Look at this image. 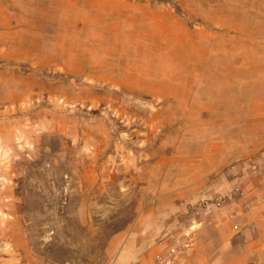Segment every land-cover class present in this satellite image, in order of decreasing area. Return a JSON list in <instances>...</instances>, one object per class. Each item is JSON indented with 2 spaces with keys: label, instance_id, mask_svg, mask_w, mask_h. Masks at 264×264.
<instances>
[{
  "label": "rangeland",
  "instance_id": "1",
  "mask_svg": "<svg viewBox=\"0 0 264 264\" xmlns=\"http://www.w3.org/2000/svg\"><path fill=\"white\" fill-rule=\"evenodd\" d=\"M0 264H264V0H0Z\"/></svg>",
  "mask_w": 264,
  "mask_h": 264
},
{
  "label": "bare ground",
  "instance_id": "2",
  "mask_svg": "<svg viewBox=\"0 0 264 264\" xmlns=\"http://www.w3.org/2000/svg\"><path fill=\"white\" fill-rule=\"evenodd\" d=\"M74 7H75V6H74ZM67 10H68V9H67ZM31 31H32V30H31ZM56 32H57V31H56ZM30 33H31V32H30ZM80 34H81V33H80ZM30 35H31V34H30ZM40 38H41V37H40ZM32 40H34V39H32ZM32 40H31V41H32ZM11 47H12V46H11ZM58 49H61V48H58ZM10 50H11V49H10ZM65 52H67V51H65ZM76 52H77V50H76ZM54 54H55V53H54ZM59 56H61V55H59ZM65 57H66V56H65ZM65 59H66V58H65ZM49 60H50V59H49ZM53 62H54V61H53ZM101 71H102V70H101ZM106 73H107V72H106ZM106 73H105V74H106ZM108 74H109V73H108ZM122 77H123V75H122Z\"/></svg>",
  "mask_w": 264,
  "mask_h": 264
}]
</instances>
